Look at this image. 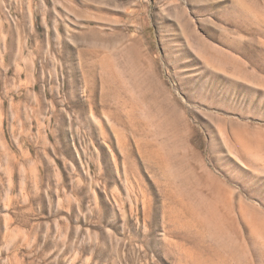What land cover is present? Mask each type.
Instances as JSON below:
<instances>
[{
	"label": "rangeland",
	"instance_id": "rangeland-1",
	"mask_svg": "<svg viewBox=\"0 0 264 264\" xmlns=\"http://www.w3.org/2000/svg\"><path fill=\"white\" fill-rule=\"evenodd\" d=\"M0 264H264V0H0Z\"/></svg>",
	"mask_w": 264,
	"mask_h": 264
},
{
	"label": "built area",
	"instance_id": "built-area-1",
	"mask_svg": "<svg viewBox=\"0 0 264 264\" xmlns=\"http://www.w3.org/2000/svg\"><path fill=\"white\" fill-rule=\"evenodd\" d=\"M32 1H36V0H32Z\"/></svg>",
	"mask_w": 264,
	"mask_h": 264
}]
</instances>
